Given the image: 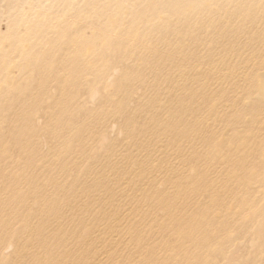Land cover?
<instances>
[{
	"label": "rangeland",
	"instance_id": "obj_1",
	"mask_svg": "<svg viewBox=\"0 0 264 264\" xmlns=\"http://www.w3.org/2000/svg\"><path fill=\"white\" fill-rule=\"evenodd\" d=\"M220 1L224 3L226 13L235 9L228 15L236 14L237 16L226 19L218 16L211 17L207 14L219 12V5L216 3ZM243 1H248L249 5L253 4L251 0ZM115 2L120 3L121 9L115 6ZM254 5L257 8L252 12L251 10L241 11L240 4L236 0H0V131L9 134L7 142L0 137L2 151L0 175L3 174L2 172L5 175H11L14 180V183L11 182L12 187L15 184L26 186L25 180L31 175L23 174L24 168L28 169L27 172L36 168L43 170V176L36 177L42 182L44 179L52 180L53 176L58 177L57 168L61 164L64 172H67L68 184L69 181H74L76 186L81 185L82 188L93 185L91 180L96 176L95 165H102L106 158L107 160L112 158L113 152H110L112 143L118 142L124 136L122 125L125 123L126 112L133 111L137 101H140L143 95L145 103L148 98L158 92L164 99L166 97L163 96V92L166 94V91H170L172 94L178 91L174 87L175 70L169 61L159 57L158 52L161 50L159 48L168 47L173 57H180L171 58L172 60L188 59L185 62H193V52L196 51L202 56V61L196 62L197 64L193 62L191 65H198L199 68L209 67L206 62L207 55L220 57L221 61V57H225L226 48L234 45L239 50L242 48L239 54L234 55L238 63L252 53L264 56L263 42H257L262 37L260 33L263 29L260 25L264 24V6L260 1ZM120 12L121 15H117ZM241 13L249 15L244 16ZM244 21L247 22V28L244 27L246 31L233 32ZM14 32L22 36L17 44L12 40ZM229 37L232 40H229ZM250 40H252V46H244L246 43L243 45L244 42L248 44ZM132 47L134 49L131 50L139 52L140 55L135 56L136 54L130 53ZM78 50L87 55L82 58L78 54L82 58L80 59L74 53L75 57L72 58L71 53L75 51L79 53ZM162 54L164 56L166 53ZM253 62L249 57V63L241 64L247 66L248 71L251 67L264 65V59L258 60L256 64H252ZM77 65L79 67H76ZM150 67L160 68L162 73L154 78L156 70L152 71ZM140 69L146 70L149 82L146 80L145 83H133L131 94L127 98L123 97V101L117 105L120 109L118 115L113 116L110 114L111 111L102 113L100 122L105 132L97 135L96 140L80 149V132L76 130V126L87 121L90 115H99V111L103 108L104 111L107 110L103 101L106 95H114L113 88L117 81L129 75H135ZM262 72L260 68L257 93H252L253 89L249 87L232 90L233 108L228 106L230 102L228 104L222 102L220 95L214 100L216 103L214 105L207 103L206 97H199L197 94L201 88L199 89L193 80L195 77H200V74H192V71L183 81V94L187 97L186 105H179L173 101L169 110L165 111L162 107L156 110V114L164 112L163 119L178 123L190 116L187 112L188 108L196 106L203 111L201 114L211 126L220 129L215 139L219 141L211 147L201 146L200 142L183 147L184 153L199 154L198 163L202 166L204 165L203 155L214 156L210 159V162L214 163L210 170L211 176L218 183L225 181L224 167L221 166L220 159L217 157V151L224 140L234 139L236 136L240 138L249 134L246 131H252L249 139L253 137L256 143L264 142V133H259L264 129V95H262L264 88L261 90L264 87V74ZM60 76L67 79L66 86L72 87L61 86L56 79ZM214 76L216 75H211L212 81ZM76 80L79 81L74 82ZM153 80L161 82L163 86L168 87L170 84L171 86L161 91L151 90L148 86ZM73 82L76 86L72 84ZM62 87L67 91L63 92ZM179 110L184 112H178ZM217 111H220L218 116L214 115ZM84 113L88 114V117L83 118ZM32 119L36 120L38 128L42 129L45 140L43 138L36 142L32 139L33 128L28 126L29 120ZM61 121L68 127L65 128V125L61 127ZM139 123L142 125L143 122L140 120ZM54 134L56 137L52 140ZM62 136L68 147H72L70 150L56 143ZM239 146L237 144L234 149L242 150V145L239 144ZM263 146L264 143L262 144L264 149ZM134 152L137 153L135 150ZM120 153L121 151L115 150L114 157L120 156ZM167 156L170 163L177 161L171 150ZM18 160L21 163H17ZM255 161H258L262 167L264 153L258 154ZM206 171L210 175L208 168ZM260 174L256 179H252L255 188L260 192L249 202V210H253L244 211L243 206L238 208V202L231 196H238L239 201V190L220 188L217 193L219 192L221 207L211 210L206 221L195 226V230L189 227L188 229L192 232L185 236L179 233L182 231L178 228L176 233H173L168 231V228L155 226L156 216L160 213L155 211L152 219L137 233L140 235L142 244L149 236L159 237L155 243H151L149 247L142 250L130 238L131 234L138 230L139 226L136 222L142 217L135 211H130L126 219L120 221V223L123 222L120 227L130 226L129 233L124 234L125 243H110L109 246L113 248H110L108 263L139 264L142 259L148 262L152 260L153 255L146 253L153 252L158 258V261L153 264H264L263 171ZM65 176L66 173L61 176L62 181H65ZM184 176L186 180L179 185L180 190L195 192L197 189L194 186L197 183L186 182L191 178L189 174L187 176V173ZM36 178L33 180L36 181ZM161 185H163L161 181L157 182L156 188H161ZM121 189L127 192L126 197L130 199L132 192L125 187ZM194 200L199 205L210 206V198L207 200L205 193L196 195ZM193 210L194 206L189 208L187 213ZM105 227L108 228L107 225ZM77 230L81 242L88 241L93 246L92 255L108 250L101 244L102 238L117 239V235H120L116 231L105 229L104 224L95 226L94 233L91 235L89 234L91 227L88 225H82ZM122 235L119 238L124 239ZM172 242H175L177 246V257L173 258L167 253L161 257L160 250H167ZM10 244L2 248L0 262L11 259L14 246Z\"/></svg>",
	"mask_w": 264,
	"mask_h": 264
},
{
	"label": "bare ground",
	"instance_id": "obj_2",
	"mask_svg": "<svg viewBox=\"0 0 264 264\" xmlns=\"http://www.w3.org/2000/svg\"><path fill=\"white\" fill-rule=\"evenodd\" d=\"M251 1L253 4L249 5L248 1L236 0V2L240 4L239 9L241 11L251 10L253 12V10L257 8L254 4L259 3V1L262 3V6H264V0ZM119 4V2H115V6L121 9ZM216 4L219 5V12H208L207 14H210L211 17L218 16L228 19L231 18V16H237L236 14L228 15L229 12H233L235 9L226 13L224 10V8H226L224 7V3L220 1ZM117 15H121V12ZM254 18L256 20V17ZM244 27L247 28L246 21L241 22L239 28H236L233 32H244L246 31ZM260 27L263 29L260 33L262 37H260L257 42H263L264 45V24L262 25L261 23ZM14 33H12V40L13 43L17 44L22 36L18 33ZM230 33H232L231 30ZM229 35L231 36V34ZM231 37L228 39L232 40ZM233 39L236 40V37ZM203 40L201 42L202 46L204 44ZM73 43H75V41ZM245 43L246 45H244ZM76 45L78 46L77 43ZM243 45L252 46V40H250L248 44L244 42ZM71 49L72 46L70 47V50ZM74 49L73 47V50ZM131 49H134V47L130 48V53L136 54L135 56L140 55L139 52H133ZM159 49H161L160 51L158 50L159 57L165 61H169L175 70L174 87L177 88L178 91L172 94L170 91H166V94L163 92V96L166 97L164 99L160 97L158 92L148 98L145 103L143 95V98L137 101L134 110L126 112L125 123L122 125L124 136L118 142L112 143L110 152H113V157L109 160L106 158L105 163L102 165H95L96 169L94 172L96 176L91 180L93 181V185L82 188L81 185L76 186L77 184L74 181H69L68 184L66 180L68 177L67 172H64L61 164L58 166L59 168H57L58 177L53 176L52 180L44 179L42 182L37 178L43 176V170L36 168L31 172H27L28 169L24 168L22 170L25 171L23 174H27L26 176L31 175L30 178L25 180L26 186L15 184V186L12 187L11 182L14 183L13 177L11 175H5L4 172H2L3 174L0 175V254L2 248L8 243H12L14 251L10 260L7 259L6 261L0 262V264H110L108 263L110 248L113 247L109 245H111L110 243H125L124 234L129 233L130 226L120 227L123 223H120V221L124 218L126 219L130 211L133 210L142 217L136 222L139 226L138 230L130 236L142 250L143 248L149 247L151 243H155V240L159 237L149 236L142 244L140 242V235L137 233L140 231L141 227L146 226L149 220L152 219V214L155 215V211H160L156 216L155 226L158 225L159 228H168V231L173 233H176V229L178 228L182 231L179 232L182 236L188 235L192 232L188 229L189 227L193 230L195 226L197 227L206 221L207 215L211 210L221 207L220 196L217 191L224 187L235 191L239 190V201L238 196L231 197L238 202V208H242L241 206H243L244 211L249 210V202L255 199L260 193L255 188L256 186L252 179H256L257 176L261 175L260 172L263 171L264 173V168H262L264 167V162L261 167L259 162L255 161V157H258V154L264 153V149L262 148L264 142L256 143L253 137L249 139V134H251L252 131H246L247 134H249L242 137L240 136V138L236 136L234 139L231 138L232 140L230 138L224 140L220 149L217 151V157L220 159L219 162L221 166L224 167L225 181L218 183L216 179L211 176L212 171L210 170L214 165L213 162H210V159L214 156L203 155L202 159H204V165L202 166L198 163L199 154L192 155V152H188L191 154L190 155L184 153L183 147L197 144L198 142H200L201 146L207 148L211 147L219 141L215 139L220 129L211 126L203 117V114H201L203 111L196 106L188 108L189 110L187 112H189L190 116L185 120H180L178 123H171L163 119L162 113L164 112L156 114V110L160 107L165 111L169 110L173 101H176L179 105H186L185 99L187 97L183 94V81L192 71V74H200V77H195L193 80L197 83L199 89L201 88L197 94L199 97H206L205 100L207 103L214 105L216 104L214 100L220 95L222 102H226V104L230 102L228 106L234 108L232 92L236 89L249 87L253 89L252 93H257L259 90L258 70L262 68V73L264 74V65L262 67H251V70L248 71V67L243 66L241 63H249L250 57V59L254 61L252 64H256L258 60L264 59V56L262 54L252 53L251 56L250 54L247 55L248 58L241 59L238 63L236 59H234V55L237 53L239 54L242 48L239 50L234 45L226 48L225 57H221L222 62L220 61V57L207 55L206 62L209 64V67L199 68L198 65H191L193 62L199 63L202 61V56L198 55L196 51L193 52V62H185L188 61V59L176 60L180 58L177 56H175L177 57L176 59L172 60L171 58L175 57L169 52L170 49L168 47ZM76 52L77 51L71 53L72 58L73 56L75 57V54H79L82 58L87 55V53L83 51L79 52L78 50L79 53ZM161 52L166 54L163 56ZM80 56L79 58L82 59ZM79 64L80 63H78V65ZM78 65L76 67H79ZM149 69L152 71L156 70L154 78L162 73L159 70L160 68L150 67ZM39 72L37 73L39 74ZM212 74L216 75L214 76V82L212 81ZM56 79L61 86H66V78L60 76L56 77ZM146 80H148L146 70L140 69L135 75H129V77L117 81L113 88L114 95H106L103 101L104 105L108 108L107 110L104 111L103 108L99 111V115H90V117H88V114L84 113L85 115L83 118L87 116V121L76 126V130L80 132V149L85 148L96 140L100 134L105 132L104 126L100 122V115L108 111H111L110 114L113 116L118 115L120 109H118L117 105L119 102L123 101V97L127 98L131 94L133 83H145ZM78 81L76 80L74 82ZM74 82L72 84H74ZM74 85L76 86V84ZM78 86L80 87L81 85ZM170 86L171 84L168 87L163 86L161 82L153 80L148 87L151 90L161 91L163 88H169ZM68 87L70 88L72 86L67 85L64 88ZM263 88L264 87L261 89L260 87L261 90H263ZM66 91L64 90L63 92ZM68 94L70 96V93ZM262 95H264L263 92ZM66 96H68L67 93ZM69 101L70 99L68 102ZM70 103V106H72V102ZM181 108L185 109L183 106H181ZM178 112L183 113L184 111L179 110ZM219 114L220 111H217L214 115L218 116ZM51 115L50 113V117H52ZM140 120L143 122L142 125L139 123ZM35 121L36 120L33 119L29 120L28 126L29 128L31 126L33 128V132L31 133L32 139L39 142L43 140L44 135L42 129L38 128V123ZM61 124V127H63L65 122L61 121ZM67 127L68 126L65 125V128ZM259 133L263 134L264 129ZM0 137H2L3 141L7 142L9 134L0 131ZM55 137L54 134L52 140ZM62 138L56 143L70 150L72 147H68V144H66L64 138ZM237 144L238 146L239 144L242 145L243 149H234ZM67 149L62 148V150L65 151H68ZM115 150L121 151L120 156L114 157ZM134 150L137 153H135ZM170 150L177 160L173 163L169 162L167 156ZM58 151L61 152L60 149H58ZM156 153L158 154L157 156L155 155ZM1 154L2 151L0 150V155ZM17 163H21L20 160H18ZM61 163L65 164L63 162ZM207 168L209 169L210 175L208 171H206ZM215 171L217 172V170ZM65 173V181H62L61 176ZM185 173H187V176L189 174L191 178L186 182H191L192 184L197 183L194 186L197 190L193 193L191 190L189 192L180 190L181 186L179 185L183 184V180H186L184 179ZM33 178H36V181L33 180ZM159 181H161L163 185H161V188H156L157 182ZM91 186L93 191L92 188H90ZM123 187L132 192L130 199L126 197L127 192L125 190L124 192L122 191L121 188ZM202 193H205L207 200L210 198V206L199 205L194 200L196 195ZM230 193L232 192L230 191ZM192 206H194V210L191 213H187V210L192 208ZM84 216L88 218V220H85V218L83 219ZM103 224L104 228L108 231H116V233L120 235H117V239L111 238L105 240V238H102L103 242L101 241V244L108 248V250L92 255L93 246H91L88 241L81 242L77 229L82 225H88L91 227L89 233L91 235L94 233L95 226ZM106 225L108 228L105 227ZM146 229L148 228L146 227ZM85 231H87V229ZM121 235L124 236V239L122 237L119 238ZM170 246L171 247L167 248V250H160L163 253V256L161 253V257H164L166 253L173 258L177 257L178 251L175 242H172ZM146 254H152V260L145 262L142 259L140 262L138 261L139 264H153L158 261V258L153 252H147ZM161 261L164 262V259L161 258Z\"/></svg>",
	"mask_w": 264,
	"mask_h": 264
}]
</instances>
